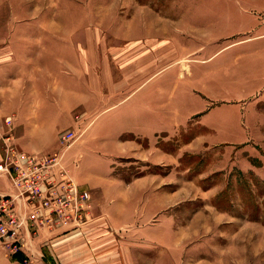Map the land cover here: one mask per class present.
Instances as JSON below:
<instances>
[{
  "label": "rangeland",
  "instance_id": "rangeland-1",
  "mask_svg": "<svg viewBox=\"0 0 264 264\" xmlns=\"http://www.w3.org/2000/svg\"><path fill=\"white\" fill-rule=\"evenodd\" d=\"M88 14L95 19L90 16L88 22ZM45 17L48 23L40 22ZM146 19L153 23L154 31L159 29L161 37H167L160 40L162 63L156 77L160 83V114L163 117L164 112L173 111L175 105L174 111L182 115L184 122L177 125L175 135L169 140H161L160 147L164 153L176 158L170 163L153 164L150 158L139 160L124 152L113 155L93 147L90 140L94 133L96 139H104L97 130L116 127L121 121L111 117L125 118V108L135 107L133 98L120 104L117 103L120 100L118 94L106 92L103 88L98 92L102 86L98 71L93 74L95 83L101 84L96 93L101 100L105 96L106 101L98 103L93 113H88L86 104L81 105L71 119H64L57 128L55 147L51 146L46 153L59 152L63 147L61 134L73 130L75 138L65 151L63 163L66 167L68 163L70 170L73 166L82 168V163H85L83 176H94L98 182L96 188L89 187L90 184L84 186L92 192L93 199L97 194L98 201L102 203H106L103 200L105 178L124 184L134 178L158 175L159 192L168 187L175 191L176 201L170 210L175 219L176 240L181 243L184 239L187 241L176 248L175 264H216L223 255H228L227 252L232 253L233 243L235 264H264V156L250 157L253 167L244 169L232 164L235 159L232 149L226 151L225 147L215 146L202 152L182 151L197 136L213 131L201 122L212 109L229 112L228 121L235 123V110L232 111L230 106L235 103V79L248 89L264 85V0H0V81H3L0 85L6 86L10 81L9 65H15V73H18L25 70L23 66L42 67L47 58L51 59L49 64H54V55L38 57L37 54L25 53L24 49L44 47L52 50L61 42L67 60H74V56L66 49L76 48L82 60H86L87 49L92 48L91 53L98 60V70L99 58L111 53L106 49L117 50L124 42L119 38L120 34L142 32ZM72 33H80V36L78 34L76 39H72ZM90 33L96 34L95 40ZM103 33L109 34L105 38ZM167 48L170 51L163 56V50ZM112 54L117 55L118 52ZM36 58H41V62L37 63ZM167 80L170 81L168 85ZM185 81L192 83L191 96H181ZM259 109L264 112V102ZM242 111L246 113L247 108ZM127 122L135 123L124 119L121 127L125 128ZM165 122L162 120L161 123ZM6 127L10 126L0 122V158L1 134L9 131ZM11 133L19 144L20 136L14 129ZM112 137L118 142L143 140L133 131ZM146 186L151 191V185L146 184L144 188ZM149 191L142 192L139 203L142 211L134 223L140 231H136L133 237H125L126 228L121 233L110 234L95 227L88 235L85 234L84 231L98 224L103 223L102 227L106 228V217L98 218L97 214L94 221L84 226L60 228L56 233H50L48 240L54 239L61 246L55 250L58 264H64L63 255L69 254L73 250L70 247L78 245L77 242L85 240L90 246L91 241L106 238L111 241L136 239L144 243L137 248L141 264H157L158 261L167 264V248L150 242L153 239L167 240V232L162 227L157 229L165 220L163 212H156L154 216L150 214V217L145 215ZM163 211L167 214L168 210ZM193 222H198L201 227H190ZM94 245L96 247L91 245L95 251L93 255L101 254L102 244L96 242ZM24 248L26 250V245ZM113 250L117 256L114 260H118L121 255L119 247H113ZM20 253L9 254L16 256ZM22 253L25 264L32 262L31 252L30 255Z\"/></svg>",
  "mask_w": 264,
  "mask_h": 264
},
{
  "label": "crops",
  "instance_id": "crops-1",
  "mask_svg": "<svg viewBox=\"0 0 264 264\" xmlns=\"http://www.w3.org/2000/svg\"><path fill=\"white\" fill-rule=\"evenodd\" d=\"M90 16L93 20L95 19L92 14H88V22H90ZM42 20H44V23H48L46 17L41 19L40 22ZM143 27L144 30L142 32L121 33L119 38L124 42L119 44V49H106V51L111 50V53L118 52V54L110 55L111 53H106L99 58L98 70H96V62L98 60L94 57L95 54L91 53L92 48L90 47L87 49L89 53L86 60H82L78 50L74 47L66 49L72 54L71 56H74V60L65 59L63 42L57 43L52 50L44 47L24 49L25 53L37 54L36 56L38 57H53L54 55L55 58H52L54 64H49L51 59L47 58L42 67L35 65L23 66L25 70H20L18 73H15L17 69L15 65H9L8 71L11 72L10 81L6 86L0 85V122L6 124L8 120H12V125L6 128L9 130L14 129L15 133L20 136L18 139L20 148L28 153H46L48 148L56 145L57 128L64 119H71L75 110L79 109L81 105L86 104L88 113H93L98 103L105 102L106 97H102L103 100H101V97L96 93L98 86L101 84L95 83L93 74L98 71L102 79V86H99L98 92H102L101 89L103 88L106 92L108 90V92L111 91V93L120 96V100L117 103H126L129 98H133V104H135V107L130 105L129 108H125L123 112L125 118L122 116L111 118H115L121 123L124 119L135 121V123L128 124L127 122L125 128L121 127V123H119L116 127H111L110 129L97 130L102 133L100 135L104 136V139L102 141L96 139V134L94 133L93 138L90 140L93 142V147L113 155L124 152L125 155L134 156L139 160L150 158L153 164L172 162L176 158L175 155L164 153L160 147V142L161 140H169L171 136L175 135L177 125L182 124L184 119L182 115L174 111L175 105L173 106V111H169L170 109L167 112L165 111L163 117L160 114V83L156 77L160 73L162 63L159 51L160 40H166L167 37H161L159 29H156L157 32L154 31L155 27L149 20L145 23L143 22ZM90 34H92V39L95 40L96 34ZM108 34L103 33V36L106 38ZM113 34L114 36L117 35V33ZM162 34L166 35L165 32ZM77 35L80 36V33H72V39H76L75 36ZM169 51V48L166 51L163 50L162 55L168 54ZM35 61L37 63L41 62V58H36ZM65 61H67L66 67ZM81 61L84 62L83 65H81ZM86 62L87 66H85ZM262 64L264 66V56L262 57ZM92 65L95 66L91 68ZM30 67L31 69L28 71ZM65 68H67L66 71ZM13 72L15 73L14 75H12ZM70 82L71 84H69ZM169 82L167 80L166 84L168 85ZM191 84L190 81L184 82L181 96H191ZM173 93H176L175 90H173ZM250 98L254 99L251 101L249 100ZM166 101L172 103L169 100ZM263 102L264 85H257L248 89L246 85L239 82V79H235V103L230 105L232 111L235 110V123L228 121L227 115L229 112L225 110L215 112L212 109L203 116L201 122L204 126L212 128L213 131L197 136L192 142L187 143L182 148V151L202 152L211 147L221 146L225 147L226 151L232 149V152H234L235 159L232 160V164H237L244 169L253 167L250 157L264 156L262 154L264 153V112L259 109V105ZM246 108L247 112L243 113L242 110ZM83 109L85 108L83 107ZM223 116L226 117L223 118ZM162 120L163 122L166 121L165 124L161 123ZM124 131H133L141 136L143 140L118 142L112 137H116ZM46 137H50V139ZM84 167L85 163H82V168L75 169L77 167L73 166L69 171L72 177L83 187L90 184L89 187L96 188L98 181H96L94 176H83ZM103 181L106 186L103 200L106 203L99 202L97 194L96 198L94 197L96 200L93 199L92 195V212L94 215L92 221L96 218V214L98 218H101V216L106 217V228L102 227L103 223L98 224V226L84 231L85 234L88 235L90 231L95 230V227L110 234L121 233L122 229L126 228L125 237H133L136 231H140L139 227L134 223L137 222L142 211L139 205L140 198L144 190L146 193L149 191L147 186L144 188L148 184L151 185V191H149L150 199L148 200V208L145 210V215L150 217V214L154 216L156 212H163L162 216L165 220L163 225L161 224L162 226L158 225L160 227H157V229L162 227L167 232V240L153 239L150 242H157V245L167 248V264H175L176 248L187 242L186 239L182 241L183 244L177 241L174 234L176 224L170 208L176 201L175 191L168 187V189H163L162 192H159L160 178L155 174L134 178L130 182H124V184L117 183L118 181L111 178H105ZM13 191L9 177L0 172V194L12 193ZM164 209L168 210L167 214H164ZM199 225L201 227L198 222L189 224L190 227L194 228ZM56 231L58 229L55 231L41 229L35 238L30 233L26 234V250L24 248V253L30 255L31 252L33 254L31 264L59 263L56 251L61 246L57 245L54 239L48 240L49 234L52 232L56 233ZM91 242L92 246H95L96 242L102 244L103 250L100 251L101 254L93 255L95 251L84 240L77 242L78 245L70 247L73 250L69 254L63 255V263L141 264L140 251L137 248L144 243L136 239L128 241L120 238L118 241H111L106 238L103 241ZM68 243L66 242L67 245ZM80 244H86V246H81ZM117 246L121 255H119L118 260H114L117 256L114 254L113 247ZM231 247L232 253L227 252L228 255H223L216 264H235V244L233 243ZM23 255L21 252L20 255L12 256L0 245V264H25L22 261ZM157 264L164 263L158 261Z\"/></svg>",
  "mask_w": 264,
  "mask_h": 264
},
{
  "label": "built area",
  "instance_id": "built-area-1",
  "mask_svg": "<svg viewBox=\"0 0 264 264\" xmlns=\"http://www.w3.org/2000/svg\"><path fill=\"white\" fill-rule=\"evenodd\" d=\"M12 125V120L6 122ZM0 172L12 184V193L0 194V245L9 253L24 252L26 234L41 229L77 228L93 218L92 193L72 177L63 163L75 132L61 134L62 149L28 153L20 148L11 129L2 133Z\"/></svg>",
  "mask_w": 264,
  "mask_h": 264
},
{
  "label": "trees",
  "instance_id": "trees-1",
  "mask_svg": "<svg viewBox=\"0 0 264 264\" xmlns=\"http://www.w3.org/2000/svg\"><path fill=\"white\" fill-rule=\"evenodd\" d=\"M18 257V256H17Z\"/></svg>",
  "mask_w": 264,
  "mask_h": 264
}]
</instances>
